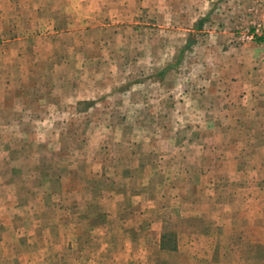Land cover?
<instances>
[{"label":"rangeland","instance_id":"obj_1","mask_svg":"<svg viewBox=\"0 0 264 264\" xmlns=\"http://www.w3.org/2000/svg\"><path fill=\"white\" fill-rule=\"evenodd\" d=\"M30 8L41 12L32 17ZM23 32L34 52L28 39L14 41ZM261 43L264 0H0V64L12 67L0 74V97L12 101L6 110L0 102V264H264V149L256 146L264 133L245 132L248 148L242 133L225 147L228 138L210 132L223 161L213 165L183 164L177 147L196 139L194 123L224 121L225 103L207 81L237 78L234 59L255 56L248 47ZM6 79L17 88L3 91ZM130 172L155 205L168 187L196 206L185 221L170 208L169 251L149 246L160 252L150 261L146 246L139 259L123 252L124 235L157 213L134 209L141 219L127 217L124 230L109 210ZM84 197L105 217L80 220ZM184 230L191 237L179 239Z\"/></svg>","mask_w":264,"mask_h":264},{"label":"crops","instance_id":"obj_2","mask_svg":"<svg viewBox=\"0 0 264 264\" xmlns=\"http://www.w3.org/2000/svg\"><path fill=\"white\" fill-rule=\"evenodd\" d=\"M25 9H22L20 7V14H23L22 16H27L30 15L27 11L24 13ZM29 11H32V17L35 16L36 14L40 13L41 10L37 11L36 8H30ZM18 19L21 20V17H18ZM28 17H26V21H28ZM24 21V20H21ZM35 24H38L37 21L35 22ZM41 24V22H40ZM17 25V26H16ZM29 25V24H28ZM16 27L19 26V23L15 24ZM15 30H19L20 28H14ZM216 31H213V33H215ZM58 34V32L56 31L55 33H53V37H55ZM28 34H26L25 32L23 33H19L18 37L14 39V41H17L18 44H23L24 42L29 41V48L28 50L31 52H34V47L32 46V41H30L29 37H26ZM32 40L36 42V39L34 38V36H32ZM196 40V37H195ZM218 49V46L215 45ZM264 47V43H261L259 45H256L255 47H248V48H252L253 50L256 51V55L253 57H245V56H241V59H234V61L236 62V64L238 65V73L235 75L237 76V78H235L234 80H232L231 78L229 79L226 75L225 76H211L210 80L207 81L208 83L212 82V87L206 89V90H215L216 92L218 91L219 94H221V99L224 101L225 103V107L222 108L224 110V112L222 113V118L224 119V121H221L220 123H217V121H210L209 124H193V126H191V130H193V132H197L196 135V139L193 138V140H182L180 141L179 145L177 146L180 154L179 156L184 160L183 164H215L217 162H223L220 160V158L222 157L221 153H220V147L218 144H216V135L213 134L211 135L210 132H214L216 133L214 130H218L219 132H221L224 137H227L228 139L225 141V147H232L235 146L236 144L234 143V137H235V133H242L243 136L239 137V139H243L245 138L247 141H250L249 144L245 145L246 147H251L252 146V142H251V134L247 135L246 137V133L248 132H261L264 133V66L260 65V63H264V51H262L260 53V49ZM263 50V49H262ZM219 53V49L217 50ZM225 52L227 54L228 51L225 50ZM217 52H215L216 54ZM220 54L214 56L215 59L217 60V58H221V56H219ZM8 66L5 69V65L0 64V74H3L4 77L8 76L10 73V71L12 70L11 65H9L8 63H6ZM256 65H260L263 68L261 69L262 71H259V75L258 73H256L255 75L253 74V68ZM217 66V63H216ZM16 70L17 69H23V67H25V64L21 63L18 66H15ZM167 69L173 67L172 65L169 66V64H167L166 66ZM220 67V66H218ZM10 79H6L4 80V83H2V88L3 91H10V89L15 90L17 87H13L12 86V82H9ZM221 90V91H219ZM2 91V92H3ZM5 92H3V94L0 97V102H2V109L6 110L7 108H4V106L6 105L7 107H10L9 105H7V103L12 102L10 97H7L5 94ZM192 91L189 89V91H185V95H189L191 94ZM236 101L239 102L237 107H239L240 111L238 109H236L237 107H235L233 104H236ZM239 117V118H238ZM241 119V121H240ZM218 120V119H217ZM222 120V119H219ZM239 120V121H238ZM232 122V123H231ZM234 125L236 127H232L231 125ZM246 132V133H245ZM264 135V134H263ZM264 137V136H263ZM166 144H170V143H166ZM23 145V144H22ZM244 145V144H243ZM257 147H262L264 149V143L257 144ZM233 150V149H232ZM153 154V155H152ZM151 157L154 156V153L152 151V153H150ZM149 155V156H150ZM220 157V158H218ZM219 159V160H218ZM161 162L166 161L168 162L169 159H159ZM150 162L152 163V160H150ZM180 161L178 160V163ZM258 162H264V158H259ZM141 163H143V166H140V169H138L137 171L140 172V174L144 172L145 170V166L148 165V162L145 163L144 161ZM169 163V162H168ZM145 164V165H144ZM154 164V163H153ZM142 168V170H141ZM197 169V168H195ZM183 170H180L179 176L182 174ZM185 174H187V170H184ZM133 172H130V176L126 175V179H129L128 183L126 182L124 186L118 188L115 191L114 194V201L115 204H113L112 207L109 208L110 210V214L114 215L116 217H118V219L120 217H123V221H121V223L124 222V220L128 218H130L131 220L134 219H141L140 216L137 215V217H133L132 213L134 211V209H136V211H145L146 208H149V212L151 213L152 211H154L156 214V218H150L149 221L154 220V222L151 223H144L142 225H138L137 231L135 234H133L132 232H130V235L128 234V232L125 233L124 235V243L123 245L124 250H122L123 252L127 253L130 252L131 255L130 258L131 259H139L140 258V254L142 249H140L142 246L145 247L146 246V250L148 252L149 257V261L160 255V252H156L154 250H150L151 245L159 248L160 250L163 249V251H169L168 248H166V235L165 233L162 231L164 224L166 223V219L170 218V213H171V209H175L176 212L180 213V216L182 219H179V221H185V219L183 220V218L186 216L187 218H190L191 215L188 214H192L195 211L196 206L194 205V207H190V205L188 204H184V199L186 200V197L184 194H179L178 191H175L173 193H170L169 188L168 187H164V191H162V199H164L165 203H160V205H158V203L155 205L154 202H156L154 199V195H152V193H150L149 195H146L145 190L147 187H143L142 183L139 186H132L131 185V181H134L136 179H138L139 177L134 176V174H132ZM132 174V175H131ZM136 174V173H135ZM191 179L189 180H195V173L193 175H190ZM207 177V176H206ZM210 177V173L208 175V178ZM26 195H31V194H36V192L33 191H25ZM86 198H89L88 196H86ZM84 197L83 199V203L79 205H77L76 208H79V214L80 212H82V215L80 214V220H82L84 217V219L90 220L91 222H95V221H99L100 218L105 217V213L107 212L105 209L102 208L101 204L99 203L98 205H89L90 203H87V201H85L86 199ZM138 199V201H136L139 205H137L135 203V200ZM169 202V203H168ZM170 204V205H169ZM172 207V208H171ZM75 208V211H76ZM95 210L96 211V216L94 218H89V210ZM171 208V209H170ZM108 210V212H109ZM178 213V215H179ZM77 214V213H76ZM221 214V213H219ZM75 215V214H74ZM73 216V215H72ZM108 216V214H106V217ZM243 216V215H242ZM115 217V218H116ZM102 225V224H101ZM100 226L99 224H90V227H98ZM126 227L127 225L123 223V227ZM156 226V230L155 227ZM125 227L123 228L124 230ZM121 228V227H120ZM155 230V231H151ZM186 231L184 230L183 232L178 234L179 239L185 235ZM192 232L191 231H187L186 236L187 238L191 237ZM92 236V235H91ZM92 237L90 238V242H92L93 240H91ZM95 239V238H94ZM23 239H21L20 241H22ZM181 241V240H180ZM25 243V241H24ZM21 244V243H20ZM98 244V243H96ZM144 244V245H142ZM189 244H193L192 241L189 242ZM180 248V246H178ZM177 247V248H178ZM148 249V250H147ZM176 247L174 246V248L172 247L171 250H175ZM130 255V254H129ZM147 255V254H146ZM148 257V256H147ZM10 258V257H9ZM116 258V257H115ZM156 264V263H154Z\"/></svg>","mask_w":264,"mask_h":264},{"label":"water","instance_id":"obj_3","mask_svg":"<svg viewBox=\"0 0 264 264\" xmlns=\"http://www.w3.org/2000/svg\"><path fill=\"white\" fill-rule=\"evenodd\" d=\"M195 42V36L191 37L189 40H188V46L192 45V43Z\"/></svg>","mask_w":264,"mask_h":264}]
</instances>
